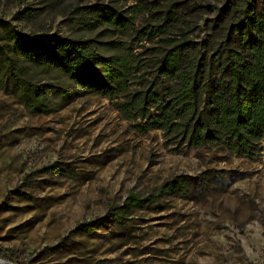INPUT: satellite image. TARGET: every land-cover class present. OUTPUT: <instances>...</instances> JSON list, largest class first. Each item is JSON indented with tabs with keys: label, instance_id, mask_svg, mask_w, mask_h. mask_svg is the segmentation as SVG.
<instances>
[{
	"label": "rangeland",
	"instance_id": "374dc122",
	"mask_svg": "<svg viewBox=\"0 0 264 264\" xmlns=\"http://www.w3.org/2000/svg\"><path fill=\"white\" fill-rule=\"evenodd\" d=\"M227 0H0V18L24 34L55 33L96 42L122 41L145 60L128 90L109 101L79 90L60 71L18 60L22 75L44 88L49 112H31L5 78L0 83V260L6 264H264V153L247 159L226 144L187 149L161 130L145 134L113 106L157 86L165 100L177 81L156 76L153 48L165 36L138 41L136 32L158 25L169 4L183 6L182 23L166 37H186L214 59L222 53ZM103 3L134 18L130 35L105 25L85 27L75 9ZM104 55L119 50L99 46ZM49 85V86H48ZM58 88L68 92L62 99ZM152 111V109H151ZM260 150L264 143H257ZM53 166V167H51ZM55 169L59 170L54 173ZM44 170V171H42ZM185 192L162 195L134 212L127 225L90 236L71 233L130 194L147 199L168 180L186 179Z\"/></svg>",
	"mask_w": 264,
	"mask_h": 264
},
{
	"label": "trees",
	"instance_id": "16d2710c",
	"mask_svg": "<svg viewBox=\"0 0 264 264\" xmlns=\"http://www.w3.org/2000/svg\"><path fill=\"white\" fill-rule=\"evenodd\" d=\"M185 9L178 3L169 4L161 23L145 25L136 32L138 41L165 36V46L153 48L158 59L156 76L177 81L173 95L165 100L157 86L151 85L133 93L125 103L113 102V106L127 120L138 112L144 122L134 127L141 134L161 130L177 141L176 146L187 149L224 143L230 151L251 160L257 151L264 153V146L258 150L257 145L264 143V0H227L218 9L229 21L222 53L214 59L204 55L199 44L189 38L166 37L169 27L185 20ZM75 11L86 17L81 23L85 27L105 25L130 35L133 18L147 7L145 3L131 6L132 16L103 3ZM99 46L115 48L119 53L104 56ZM19 59L62 72L79 90L76 96L94 94L109 101L124 94L137 68L145 65L127 42L102 43L55 33L24 34L0 18V83L7 78L19 101L37 113L49 112L44 104V86L23 77ZM57 91L62 99L69 98L66 90ZM189 185L187 178L168 180L158 194L147 199L130 194L104 216L77 224L71 233L90 236L109 225L126 226L134 212L156 203L162 195L185 192Z\"/></svg>",
	"mask_w": 264,
	"mask_h": 264
},
{
	"label": "water",
	"instance_id": "95a60500",
	"mask_svg": "<svg viewBox=\"0 0 264 264\" xmlns=\"http://www.w3.org/2000/svg\"><path fill=\"white\" fill-rule=\"evenodd\" d=\"M0 264H6V263H5L4 261H1V260H0Z\"/></svg>",
	"mask_w": 264,
	"mask_h": 264
}]
</instances>
